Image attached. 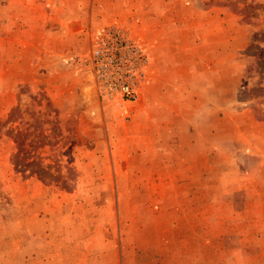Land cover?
<instances>
[{"label":"rangeland","instance_id":"obj_1","mask_svg":"<svg viewBox=\"0 0 264 264\" xmlns=\"http://www.w3.org/2000/svg\"><path fill=\"white\" fill-rule=\"evenodd\" d=\"M141 1L0 0V264H264V131L243 111L264 120V0ZM210 6L228 54L163 49L175 13ZM111 22L147 57L134 102L84 65ZM17 131L56 181L13 167Z\"/></svg>","mask_w":264,"mask_h":264},{"label":"built area","instance_id":"obj_2","mask_svg":"<svg viewBox=\"0 0 264 264\" xmlns=\"http://www.w3.org/2000/svg\"><path fill=\"white\" fill-rule=\"evenodd\" d=\"M84 62L91 83L106 100L134 102L145 84L143 46L121 23L104 24L90 33Z\"/></svg>","mask_w":264,"mask_h":264},{"label":"crops","instance_id":"obj_3","mask_svg":"<svg viewBox=\"0 0 264 264\" xmlns=\"http://www.w3.org/2000/svg\"><path fill=\"white\" fill-rule=\"evenodd\" d=\"M193 1H196V0H191V2ZM171 3L174 5L179 4L180 9L184 7V5H190L188 2H186V4H181L179 0H142L141 1L142 5H147V6H156V5L163 6V5H169ZM213 12H214V8L213 6H210V8L205 7L201 9L200 11L190 12L187 16H183L181 15V13L180 15L175 13L173 20L177 22V24L174 25L175 26L174 33L176 35H174V38L173 36L172 37L168 36L166 38L164 37L165 46L163 47V49L168 50L167 48L170 47L171 45L174 51L187 54V56L192 57L193 60H196L197 57H200L201 61L202 59H204L206 62L208 61L209 56L213 55L214 52L220 53V54H228L229 53L228 46L230 44L229 34H226L225 36L223 33L221 34L219 39H217V41H219L220 44L216 45V50L214 51L215 45L213 42L214 41L213 22H214L215 16ZM152 21L155 23L154 20ZM147 24L149 25V27L152 26V24L149 22ZM132 38L134 39L133 36ZM198 49L200 52H197ZM253 109L254 108L251 109L247 107L243 111L251 115V119H253L251 120V124L261 127L264 131V121L255 120ZM253 138L255 139L254 143H248L247 145L245 144V150H249L248 145L256 146L257 139L255 136H253ZM259 146H260L259 153H257L258 161L256 162L257 167L261 165L264 166V152H263L264 143L260 144ZM255 148L257 150V147ZM263 195L264 193H260L261 197ZM33 260L34 258L31 257V261ZM37 261H48V259L46 256L45 257L43 256L40 259H37Z\"/></svg>","mask_w":264,"mask_h":264},{"label":"trees","instance_id":"obj_4","mask_svg":"<svg viewBox=\"0 0 264 264\" xmlns=\"http://www.w3.org/2000/svg\"><path fill=\"white\" fill-rule=\"evenodd\" d=\"M25 135L27 134L21 131H17L12 135V141L15 144V151L11 159L13 167L17 168L19 167V164L23 165L24 167L35 166L37 171L49 176V181H56L60 175V172L56 171V173L53 174L49 169V163L42 164L39 160H34L32 157H30V150L25 149L24 147ZM41 180L43 181L42 178Z\"/></svg>","mask_w":264,"mask_h":264}]
</instances>
